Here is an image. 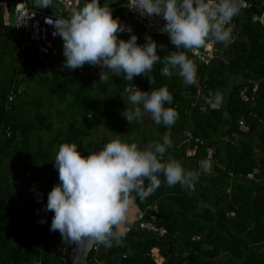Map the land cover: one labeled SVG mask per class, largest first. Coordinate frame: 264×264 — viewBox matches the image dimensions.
Here are the masks:
<instances>
[{
  "label": "trees",
  "instance_id": "trees-1",
  "mask_svg": "<svg viewBox=\"0 0 264 264\" xmlns=\"http://www.w3.org/2000/svg\"><path fill=\"white\" fill-rule=\"evenodd\" d=\"M14 1L0 0L8 22L0 9V264H63L58 254L64 244L49 230L54 213L44 211L48 193L60 183L54 158L61 144L75 143L87 156L117 137L143 150L162 143L164 136L172 146L162 162L174 159L195 172L192 189L169 187L161 175L153 194L143 200L133 194L140 217L128 224L119 243L105 247L93 242L96 249H89L86 261L156 264L151 254L156 248L163 259L159 264H264V248L258 251L254 245L264 242V29L258 16L239 12L234 39L227 46L214 43L217 57L209 65L187 52L197 67V83L186 85L175 72L171 77L163 74L162 61L176 50L168 38L144 33L124 0L104 5L132 28L138 44L143 45L146 36L156 41L161 62L148 74L150 81L141 75L128 82L109 72L102 84L89 69L65 68V59L27 65L19 50L22 32L10 25ZM244 1L259 13L264 8V0ZM87 2L80 0L79 9ZM131 34L118 37L127 40ZM248 80L258 82L254 93ZM164 86L173 97L165 107L178 112L176 122L157 124L145 113L129 124L123 117L126 108L134 107L129 89L150 93ZM243 86L252 100L240 99ZM216 96L222 98L219 103ZM239 121L247 130L239 129ZM184 130L192 135L188 145L181 144ZM188 147L194 151L186 155ZM206 148L211 149L207 173L198 169ZM150 216L162 234L139 226Z\"/></svg>",
  "mask_w": 264,
  "mask_h": 264
},
{
  "label": "clouds",
  "instance_id": "clouds-1",
  "mask_svg": "<svg viewBox=\"0 0 264 264\" xmlns=\"http://www.w3.org/2000/svg\"><path fill=\"white\" fill-rule=\"evenodd\" d=\"M34 2L39 9L52 6V0ZM241 6V0H133L131 8L141 16H161L165 21L160 31L168 34L176 50L162 61L163 74L171 77L175 72L187 85L195 82L197 71L187 52L205 48L209 42L227 46L233 18ZM45 22L53 25V35L58 34L63 40V66L70 70L85 64L98 66L102 84L108 80L109 72L128 82L141 75L150 81L148 74L161 62L156 41L146 36L145 43L138 44L132 28H125L100 0H88L68 18H46ZM125 30L131 34L129 39H120L118 34ZM135 88L134 92L129 89L128 96L134 107L123 113L129 124L145 113L157 124L172 126L176 122L178 112L165 107L173 101L166 86L150 93ZM221 99L216 96L215 102ZM171 146L168 136L163 137L162 143L143 150L136 143L122 142L117 137L100 151L83 156L77 144H61L54 158L60 183L48 193L44 208L45 212L54 213L49 230L58 231L63 241L71 243L79 244L84 239L105 247H111L113 241L119 243L123 233L113 229L126 220L133 194L141 200L153 194L160 187L161 175L169 187H192L197 180V174L186 171L178 161L162 162ZM93 263L98 261L94 259Z\"/></svg>",
  "mask_w": 264,
  "mask_h": 264
},
{
  "label": "built area",
  "instance_id": "built-area-1",
  "mask_svg": "<svg viewBox=\"0 0 264 264\" xmlns=\"http://www.w3.org/2000/svg\"><path fill=\"white\" fill-rule=\"evenodd\" d=\"M53 2L59 5L57 11H50L49 9L43 10L39 9L36 6H33L28 3L27 0H16L13 3L12 10V20L10 25L14 28L20 29L22 32V37L19 43V50L22 53L23 58L25 59L27 65L29 66H43L47 59L56 58L58 62H63L65 59L63 55V40L61 37L57 35H53L56 29L53 25L45 22L46 18H51L55 20L57 17L60 18H68L74 12L79 10V2L80 0H52ZM133 0H124L123 6L126 8L127 13L130 15L132 20L142 29L144 33L151 36H161L164 38H168L167 33H163L160 29L163 27L165 21L161 16H141L139 12H137L132 7ZM111 11L113 9L110 8ZM6 9H4L5 11ZM2 11V12H4ZM4 14V13H3ZM6 15H3L4 23H8L6 20ZM122 25L125 26L123 20H119ZM125 28H127L125 26ZM127 30L121 33H126ZM200 63L203 65H209L210 62L217 57L215 53L214 43L209 42L207 47L201 48L198 51H192ZM252 83V88L250 93H254L258 82L255 80H248ZM264 82V81H263ZM13 97L12 94L7 95V99L11 100ZM239 97L242 101L252 100V94H247V87L243 86L239 91ZM200 109H203V105H200ZM238 127L241 131L247 130L246 125L243 121L238 122ZM183 139L181 144L188 145L189 140L192 139V135L189 130H184ZM196 142H200L198 138H193ZM194 148H186V155L192 154ZM211 160V149L206 148V159L200 160L198 162L199 170L205 173L210 171V167L206 168V165H210ZM251 176L252 174H248ZM193 187V186H192ZM192 187H189L192 189ZM140 213L138 212L136 215V219L140 217ZM232 215V212L229 213ZM154 216H150L149 220L139 222V226L143 227L147 230H151L156 232L157 234H162L164 230L162 228H156L154 226ZM197 239L198 236H195ZM92 249H96V244L91 245ZM97 263V262H96Z\"/></svg>",
  "mask_w": 264,
  "mask_h": 264
},
{
  "label": "water",
  "instance_id": "water-1",
  "mask_svg": "<svg viewBox=\"0 0 264 264\" xmlns=\"http://www.w3.org/2000/svg\"><path fill=\"white\" fill-rule=\"evenodd\" d=\"M241 10L239 12H251L254 16H258V21L264 29V8L259 13L258 9H256L250 3L241 0ZM237 16V15H236ZM236 16L233 18V22L231 25L232 36L231 41L234 39V29L236 25ZM92 241L89 239H84L79 244L73 243V245H69L65 243L61 252L58 254V258L63 262V264H96V263H87L85 261L87 252L91 248Z\"/></svg>",
  "mask_w": 264,
  "mask_h": 264
},
{
  "label": "rangeland",
  "instance_id": "rangeland-1",
  "mask_svg": "<svg viewBox=\"0 0 264 264\" xmlns=\"http://www.w3.org/2000/svg\"><path fill=\"white\" fill-rule=\"evenodd\" d=\"M27 1H28L29 4H31L33 6H36L34 0H27ZM84 1H88V0H84ZM118 2H119V0H103L100 3H101V5L104 6V5H109V4H118ZM47 8H50V7H47ZM47 8H43V10H46ZM51 8L53 9V11H57L58 8H59V5L57 3H55V2L52 1ZM0 9L2 11H4V9H5L4 3H2V2H0ZM2 13H4L6 15V10L4 12H2ZM221 44L222 43H216V45H218V46L221 45ZM81 68L82 69H85V70L86 69H89L90 70V74L95 75L97 77H99V73L101 71L100 67H98V66H91V65H88V64H85ZM146 123H147V127L149 126L151 129L154 127V124L151 121H148L147 120V117H146ZM51 233L53 234V236L55 237V239L57 240L58 243H63V244L67 243V244H69L71 246L73 245V243H71V242L63 241L59 232H57L58 234L56 232H51ZM87 263H89V262H87Z\"/></svg>",
  "mask_w": 264,
  "mask_h": 264
},
{
  "label": "crops",
  "instance_id": "crops-1",
  "mask_svg": "<svg viewBox=\"0 0 264 264\" xmlns=\"http://www.w3.org/2000/svg\"><path fill=\"white\" fill-rule=\"evenodd\" d=\"M196 83H197V75H196L195 82L192 83V85H196ZM210 106H211V107H216L217 104H211ZM138 212H139V211H138L137 207H136V206L134 205V203L132 202V203L130 204L128 210H127V213H126V220H125V221L119 226L118 229L115 228V230L123 233V232L127 229L128 224H129L131 221L135 220L136 215H137ZM254 245H255L256 249H258V251H260V250H262V249L264 248V242H263V241H262V242H256ZM151 254H152V256H153L154 261H155L156 264H159V263L162 262L163 259H162V257L159 256V254L157 253V249H156V248H152V249H151ZM102 263H103V262H99V261H98V264H102Z\"/></svg>",
  "mask_w": 264,
  "mask_h": 264
}]
</instances>
